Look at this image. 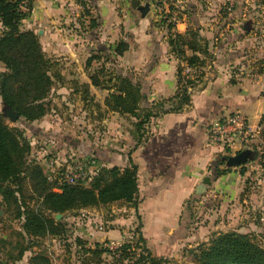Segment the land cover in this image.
<instances>
[{"label": "rangeland", "instance_id": "obj_1", "mask_svg": "<svg viewBox=\"0 0 264 264\" xmlns=\"http://www.w3.org/2000/svg\"><path fill=\"white\" fill-rule=\"evenodd\" d=\"M36 1L23 0L21 2V9L28 13L22 19L21 25L25 30L33 32L42 51L52 64L50 73L55 77H51L52 84L43 101L45 111L42 116L34 120H28L19 115L15 121H12L3 115L5 103L0 95V114L4 116V121L10 127L15 128L28 140L27 162L40 166L43 174H45L44 170L49 168L51 161L56 162L59 170L66 169L67 166L81 165L94 174L101 168L117 166L107 165V163L103 165L102 161L105 162L107 156L112 153L124 157L127 153L125 150H130L136 144V139L129 144V134H132L133 130L136 131L133 123L136 118H132L133 116L130 118V114L127 113L111 114V111L104 106L106 96L115 90L117 84L114 79L109 78L121 76L128 78L133 84L139 86L141 84V75L134 73L136 72L134 70L130 71L129 65L125 64L124 51L121 55L115 52L118 44L127 45L128 42L123 38L126 35L124 29H120L123 23L114 22L111 41L101 38V40L92 42L93 38L96 39L97 35H101L105 30H102L101 17H95V13L89 11L91 7L89 5H92L89 0H69L72 2L70 4H66L67 0H44L48 1L54 10V22L48 24L44 21L38 22L30 19ZM108 1L113 4L118 16L122 17L121 8L123 5L128 6V0ZM139 1L160 9L154 15L157 16L155 23L163 26L165 33L168 24L173 27L176 21L185 19L189 21L192 30L197 31L199 37L208 40V44L229 52L241 53L242 62L231 65V71L236 72L234 75L236 78L255 80L264 74V0ZM60 3L64 7L73 6L70 11L74 15L69 21L63 19L62 13H55L56 4L60 7ZM77 4L83 6L82 12L87 16L84 29L79 27L78 18L75 16L74 6ZM86 4L89 5L85 7ZM228 6H231L230 9ZM197 20L204 21L197 25L195 23ZM201 29L208 31L209 39L206 38L208 35L200 33ZM3 30L0 23V36ZM82 32L88 33L85 41L79 38L83 35ZM62 36L71 38L70 48L75 52L71 58H69L70 53L65 49L68 48L66 43L60 45L63 40ZM49 37L55 44H58L51 52L46 49ZM180 41H184V38ZM208 62L209 59L206 63L211 65V60ZM194 65L201 67L200 64ZM3 72H7V69L0 61V77ZM92 77L96 79L98 85H92ZM198 77L191 80L197 83ZM260 135L262 136L260 146L263 155L261 159H258L257 167L245 176L239 201L240 212H231L230 209L229 212H205L204 207L208 201L197 196L190 202L192 209L190 224L194 225L193 229H198L199 225L207 226L209 221L206 216L214 215V225L217 226V231H237L236 227H243L264 247V125ZM245 154L240 152L241 157ZM224 160H221V163H225ZM118 167L122 168V166ZM22 183V193L14 194L19 201L18 204L21 205L24 201L32 208L36 207L37 197L32 191L34 184H31L26 177ZM113 204V207L112 203L99 205L101 206L99 207L101 217L98 221L92 222V227L95 228L99 224L106 228L114 226L119 231L126 229V234L121 232L120 238L106 239L101 243L88 245L87 241L78 235L79 228L85 226V221H83L85 217L81 212L86 211L76 210L59 213L64 216L62 218L63 233L59 237L56 236L57 243L54 246L53 242L49 241L50 236L22 235L23 219L16 216L18 209L14 204V198L9 197L5 200L0 192V210H2L0 215V263L21 264L22 258L17 259L20 246L32 241L34 243L31 246L36 248L35 253L39 254L40 262L43 264H149L146 256L148 253L152 255V252L147 248L146 241L142 237L140 216L133 210L129 211L128 208L132 203L119 201ZM228 205L229 203H227V208ZM23 208L24 205H21L20 210ZM146 214L154 215L151 222H157L156 212H146ZM184 214L186 216L187 212L181 217L183 216V220H186ZM52 216L55 218L54 214ZM85 216L89 214L85 213ZM110 221L114 223H109ZM155 228L158 229L156 225ZM97 229L100 230L99 227ZM213 231L215 229L201 237L199 235L198 242L200 243L204 238L208 240ZM111 240H118L122 245L118 248H110ZM193 248L184 249V253L179 254L177 259L165 258V264H188L189 262L193 264L194 258L190 253ZM33 254L31 256H34ZM176 260H179V263Z\"/></svg>", "mask_w": 264, "mask_h": 264}, {"label": "crops", "instance_id": "obj_2", "mask_svg": "<svg viewBox=\"0 0 264 264\" xmlns=\"http://www.w3.org/2000/svg\"><path fill=\"white\" fill-rule=\"evenodd\" d=\"M68 1L66 4L72 3ZM89 1L92 5L86 4L85 7L91 6L89 11L94 12L95 17H101V21L103 20L101 22L102 30H105L101 35H97L96 39L93 38L92 42L101 40V38L111 41L110 36L113 35L112 31L114 32V22L123 23L120 29H124L126 35L123 38L128 41L123 56L124 62L129 65L130 71L134 70L136 71L134 73L141 75L142 99L140 106L148 107L153 101L173 96L178 87L177 68L183 60L171 50L169 36L172 33L184 35L191 28L189 21L180 19L174 23L170 30L166 27L167 32L165 33L163 26L155 23L157 16L154 15L160 11L158 7L157 9L155 6L149 5L148 12L142 16L128 3L127 7L121 5L123 16L120 17L110 1ZM140 3L143 4V1ZM70 8L73 9V6L64 7L60 3L59 7L56 4L55 13H62L63 19L69 21L74 15ZM74 8L79 27L84 29L87 16L82 12L83 6L77 4ZM53 13L54 10L48 1L37 0L30 19L38 22L44 21L47 24L53 23ZM203 21L197 20L195 23L200 25ZM200 33L208 35L206 38L209 39L208 31L201 29ZM81 34L83 35H80L79 38L83 39L82 41L87 40L88 33L82 32ZM62 38L60 45L66 43L68 48L65 49L70 53L69 58H71L72 55H75V52L70 48L71 38L67 36H62ZM47 39L49 41L46 47L47 51H54L58 44H55L50 37ZM184 42L185 54L192 55L198 52L196 38L184 36ZM209 45L208 50L212 55V63L211 65L206 63L202 68L204 72L200 79L201 84L199 83V87L191 92L189 103L181 111L167 112L157 118H152L145 126L146 138L138 145V134L133 130L132 134H129V144L133 143V139H136V144L130 150H125L127 153L124 157L112 153L107 156L105 162L102 161L103 165L107 163V165L124 167L130 156L137 166V202L128 209L137 212L140 216L142 237L152 255L157 257L177 259L179 254L184 253V249L199 244V235L201 237L213 229H215L213 233L219 232L217 226L214 225V215L210 214L206 216L209 221L207 226L199 225L198 229L192 228L194 225L190 224L192 222L190 202L200 196L208 201L204 207L205 212H229V209L231 212H240L239 201L245 176L258 164L256 147L231 153L223 151L220 147L209 142L207 127L223 115L232 111H241L248 116L251 126L259 127L261 130L264 125V74L255 80L236 78L234 76L236 72L231 71V65L242 62L241 53L229 52L219 49L213 44ZM110 113L115 114L116 112L111 111ZM135 121L136 119L133 123ZM260 139L262 140L261 135H259V143ZM239 152L246 153V162L232 167L221 163L224 156H232ZM241 169L244 170L243 173H241ZM205 177L209 178L208 183L204 182ZM117 202L119 201L113 203ZM227 203H229L228 208ZM127 204L131 203L127 202ZM99 207L101 206L81 209V211H86L81 212L85 217L83 219L85 226L79 228L78 235L83 237L88 245L101 243L106 239L120 238L121 232L126 234V229L119 231L114 226L106 228L99 224L95 228L92 227V222L98 221L101 217L99 216L101 211ZM146 212H156L157 222H151L154 215L151 216ZM185 212H187L186 216L184 214L186 220H183L181 215ZM85 213H88L89 216H85ZM63 217L61 214L57 219ZM109 223H114V221ZM155 225L158 229L155 228ZM98 227L100 230L97 229V231ZM224 227L226 226L224 225ZM236 229L242 233L249 232L243 227H236ZM47 236H50L49 241L53 242L55 246L57 237ZM202 241H206V238ZM35 249L34 247L24 253L21 264H31L29 257L35 253ZM177 262L179 263V260Z\"/></svg>", "mask_w": 264, "mask_h": 264}, {"label": "trees", "instance_id": "obj_3", "mask_svg": "<svg viewBox=\"0 0 264 264\" xmlns=\"http://www.w3.org/2000/svg\"><path fill=\"white\" fill-rule=\"evenodd\" d=\"M22 1L0 0V23L4 28L0 36V61L7 69L0 77V95L3 102L20 116L34 120L44 114L43 101L52 84L51 77L55 76L50 73V59L45 56L33 32L25 30L21 25L22 19L28 14L20 7ZM171 27V24L167 25L169 30ZM184 36L198 40L197 53L185 54V42L180 41ZM169 45L175 55L188 64H200L203 67L206 60H212L208 40L199 37L197 31L192 28L184 35L172 33L169 36ZM126 47V44H118L116 54L121 55ZM202 75L203 73L198 77L197 83L186 79L182 74V66L179 65L176 93L171 97L153 101L144 108L140 106L142 93L138 84H133L126 77H110L109 79H114L117 84L115 90L106 96L104 106L110 111L127 113L136 118L134 126L138 134V145L146 138L145 126L152 118L167 112L181 111L189 103L190 94L199 87ZM91 79L92 85H98L94 77ZM28 152V140L15 128L10 127L0 114V192L5 200L14 198L18 209L16 216L23 219L22 235L59 237L63 233V219L56 220L52 214L68 213L116 201L132 204L137 202V166L130 156L126 166L101 168L88 183L58 184L56 181H47L40 166L27 162ZM223 159H226V156ZM243 172L241 169V173ZM25 177L34 184L32 191L36 194L37 204L32 208L23 201L21 205H24V208L20 210L21 205L14 194L22 193ZM33 243L31 241L21 245L17 259H21L26 251L32 249ZM190 253L194 258L193 264H264V247L252 235L236 230L214 232L208 240L191 249ZM33 255L29 258L31 264H43L39 254ZM156 257L148 253L146 259L149 264L166 263L165 258Z\"/></svg>", "mask_w": 264, "mask_h": 264}, {"label": "built area", "instance_id": "obj_4", "mask_svg": "<svg viewBox=\"0 0 264 264\" xmlns=\"http://www.w3.org/2000/svg\"><path fill=\"white\" fill-rule=\"evenodd\" d=\"M130 3V0H128ZM231 6H228L230 9ZM182 74L190 79L197 78L203 71L201 67L182 62ZM208 138L211 144L220 147L228 153L241 149L256 147L257 161L263 155L262 147L258 141L261 130L253 127L248 121V116L241 111H232L208 125ZM255 161V163H257ZM256 165V164H255ZM48 181H56L58 184L87 183L93 176L91 170H86L81 165L67 166L66 169L58 168L56 162L51 161L48 169L44 170ZM122 244L118 240H111L109 247L118 248Z\"/></svg>", "mask_w": 264, "mask_h": 264}, {"label": "water", "instance_id": "obj_5", "mask_svg": "<svg viewBox=\"0 0 264 264\" xmlns=\"http://www.w3.org/2000/svg\"><path fill=\"white\" fill-rule=\"evenodd\" d=\"M130 5L133 9H137L142 16H145L146 13L149 10V4L148 3H140L139 0H130ZM3 115L8 117L10 120L15 121L19 117V113L12 110L8 105H4L3 107ZM242 162H246V155L240 156V152L237 154H234L232 156H227L225 159V165L227 167H232L238 164H241ZM204 182L208 183L209 178L205 177ZM2 214V210H0V215ZM55 218H59L61 214L57 213L54 215Z\"/></svg>", "mask_w": 264, "mask_h": 264}]
</instances>
